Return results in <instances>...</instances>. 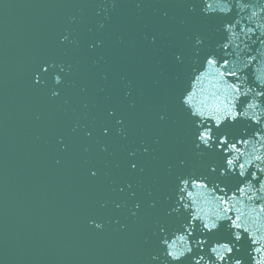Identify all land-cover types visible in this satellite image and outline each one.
Returning <instances> with one entry per match:
<instances>
[{
  "label": "water",
  "instance_id": "1",
  "mask_svg": "<svg viewBox=\"0 0 264 264\" xmlns=\"http://www.w3.org/2000/svg\"><path fill=\"white\" fill-rule=\"evenodd\" d=\"M200 6L0 0V264H150L159 226L183 231L189 220L187 213L168 215L178 176H206L229 194L245 182L219 175L221 151L197 155L194 122L180 103L192 68L202 69L211 54L223 59L217 45L233 20L204 16ZM196 35L205 38L199 57ZM246 74L254 84L252 69ZM245 129L251 135L256 126L240 120L215 134L234 140L246 138ZM199 227L194 239H207L209 247L238 243L235 258L252 264L247 234L236 242L227 222L208 234ZM180 264H193V256Z\"/></svg>",
  "mask_w": 264,
  "mask_h": 264
},
{
  "label": "clouds",
  "instance_id": "2",
  "mask_svg": "<svg viewBox=\"0 0 264 264\" xmlns=\"http://www.w3.org/2000/svg\"><path fill=\"white\" fill-rule=\"evenodd\" d=\"M196 2L201 5L200 12L204 16L233 17V20L223 25L226 39L217 45V51L222 50L223 59L211 54L202 69L192 68L190 89L181 96L180 103L194 122L197 155L204 156V149L221 151L226 160L225 166L219 169V175L238 174L245 182L229 194L219 182L210 185L206 176L197 173L178 176L174 206L168 215L187 213L189 220L182 225L183 231L169 233L166 225L159 226L158 232L153 233L159 240V249L151 255L150 264H180L190 255L193 256V264H244L234 255V249L240 251L238 243L213 242L209 247L207 239L193 238L197 223L200 233L208 234L225 222L232 229L234 241H241L247 234L252 244V264H264V0ZM188 5V11L195 13L196 7L191 3ZM67 39V36L63 37L61 43ZM152 42H155V37ZM204 46L205 38L196 35L193 43L196 57ZM175 59L183 63L180 54ZM198 64L199 60L194 59L193 65ZM249 68L253 72L254 84L249 83L246 74ZM42 71L47 72L48 66H44ZM64 71L61 65L60 72ZM53 80L55 85L63 83L59 74H55ZM36 82H40L39 74ZM59 94L58 91L52 92L54 97ZM245 98L247 102L241 107ZM240 120L256 126V130L248 135L245 129L243 136L246 138L234 140L227 135L217 137L215 134V130L225 123L234 124ZM180 164L184 166L185 161L181 160ZM132 167L135 169L136 165ZM210 171L216 173V166H210ZM166 199L171 200L172 197ZM139 207L137 204L136 208ZM90 223H94L97 229L104 227L101 223ZM196 249L200 252L198 256L193 255Z\"/></svg>",
  "mask_w": 264,
  "mask_h": 264
}]
</instances>
